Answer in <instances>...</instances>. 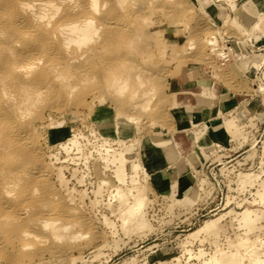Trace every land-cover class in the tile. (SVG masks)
Returning <instances> with one entry per match:
<instances>
[{
	"label": "rangeland",
	"instance_id": "rangeland-1",
	"mask_svg": "<svg viewBox=\"0 0 264 264\" xmlns=\"http://www.w3.org/2000/svg\"><path fill=\"white\" fill-rule=\"evenodd\" d=\"M253 1L138 0L134 9L127 2L122 10L110 4L101 12L121 23L108 20L101 39H113L112 45L74 62L63 72L65 80L33 74L44 90L24 119L28 129L23 137L29 140V155L44 156L48 172L27 180L2 203L31 212L25 218L21 210L11 213L8 226L0 225V264H205L214 256L220 264H249L247 251L264 250V0ZM24 29L22 40L31 43L33 28ZM217 46L233 48L225 65ZM13 54L17 63L5 65ZM23 54L0 52L6 58L0 56L3 81L23 85L22 62L36 61L43 69L57 60L41 50ZM175 79L191 81V89L175 93ZM201 80L226 86L240 103L235 109L223 102L203 109L206 118H220L209 130L216 143L206 153L211 165L191 174L195 188L186 198L160 195L153 180L161 181L172 158L159 149L141 155L142 140L165 130L172 133L175 120L179 128L187 123L199 142L209 126L200 127L184 113L173 118L172 112L184 99H211L198 87ZM36 82L27 84L29 92ZM8 93L19 98L22 92L17 85ZM101 108L111 110L105 112L110 120H131L130 131L118 136L115 130H102L103 124L94 121ZM60 129L65 135L58 134ZM27 159L26 164L31 156ZM240 174L253 176L247 181ZM131 193L146 198L144 227L125 222L124 202H133ZM58 207L66 214H58ZM71 209L77 213L69 214ZM245 217L254 222H243ZM207 223L205 233L193 235ZM66 224L71 228L57 238ZM22 231L33 235L19 242ZM242 243L245 247L237 249Z\"/></svg>",
	"mask_w": 264,
	"mask_h": 264
},
{
	"label": "bare ground",
	"instance_id": "bare-ground-1",
	"mask_svg": "<svg viewBox=\"0 0 264 264\" xmlns=\"http://www.w3.org/2000/svg\"><path fill=\"white\" fill-rule=\"evenodd\" d=\"M127 2H130L129 4L130 7L134 9L138 0H0V52L1 53H11V55H12V52L15 53L16 51L22 54L23 53L24 54H31V53L34 54V52H38L41 50L42 53L52 56L53 60L57 59L53 61V63L46 66L47 68L44 67L43 69L38 68L39 66L36 61L35 62L33 60H32L33 62L19 61L20 63L22 62V64H20L18 68L20 67L23 69L22 71L23 79L20 77L23 80L21 81L23 82V85H21L20 83H16L15 81L13 83H11L12 81L11 82L3 81L0 78V207H1L0 208V218H1L0 225L1 226H8L9 224L8 215H10L11 213H16L17 215L19 214V211L21 210L20 208L18 209L13 206L9 207V205L7 206V204H5V206L3 204L2 206V203L8 197L13 195V192H15V190L20 189L22 184L25 183L27 180L34 181L38 177L41 178L40 175H42L43 173L48 172V170L45 169V167L43 166L44 156L41 153L37 151L38 153L29 155V153L26 151L28 148L27 144L29 140L27 141V139H25L27 136L23 137L24 136L23 134L26 133V132L24 133V131L28 129V126L26 125L27 122H24V119L27 116V114H29L28 111L30 107L34 106L36 103H38L41 100L43 90H44L43 88H40L42 85L39 84L40 82H38V80H35L34 78L35 76L33 78H34V81H37L35 83L37 86L32 88L33 90H30L31 92H29V87L27 84H32L34 82V81H30L31 79H33L32 78L33 74L36 75L37 77L38 76L41 77V75L48 74L52 76L53 80H60V79L65 80V76L63 72L64 71L66 72V70H68L74 62H79L78 60L80 59L84 60V58L97 53V51H99L100 49L107 47L108 44L112 45L114 40L108 39L109 41L106 43L105 41L101 39L102 38L101 32L104 29L105 23L108 20L109 21L113 20L111 23H115L114 20L116 19V17L111 15L109 12H106L105 14H103L101 12L103 10L101 9V7L107 8V6L112 4V5H115V8H120L122 10L124 8V5L127 4ZM249 3H252V2L249 1ZM247 9L249 8L247 7V5H245L243 7V10L246 11ZM112 12L114 11L112 10ZM99 13H101L100 16L96 17L95 14L98 15ZM254 17L255 16H251V18H254ZM116 22H118L117 19H116ZM123 23L125 22L123 21ZM28 25L33 28V31L30 37L33 36L34 39L33 41H31V43H28L25 40L24 42L22 40L25 38V35H26V33H24L23 30H25L24 29L25 26H28ZM205 31L211 32V30L208 27L205 29ZM214 43L215 42H212V41L210 42L211 45H215ZM90 44H92L93 46L89 47ZM56 46L59 49L58 48L56 49ZM13 55H12V58L8 57L7 59L4 58L5 56L4 57H2L1 55L0 56L3 59H6L4 64L8 66V65L17 63L18 58H16L15 54ZM258 66L259 65L256 64V67ZM7 68L5 70H7ZM18 70H15V71H18ZM0 72L4 73V71H0ZM20 78H17V79H20ZM17 85H18L19 91L21 90L22 92L19 98L18 97L16 98L14 96L12 97L8 93L9 89L16 88ZM31 86H35V85H30V87ZM125 88H126V84L120 89H125ZM262 89L263 88L260 87V91H262ZM8 107H10L11 111H13V115L10 114L11 111ZM251 111L254 113L255 112L254 108H252ZM105 112H108L110 114L111 110L107 108H101L99 110V113L94 118V121H97L103 124L102 125L103 127L101 128L102 130L104 131L105 130H115L118 136H123L126 132L130 131L131 120L126 119L127 122H124L122 119H119L116 121L114 119L110 120V118L106 116ZM241 117L239 120H241ZM58 134L65 135V131L63 129H60L58 130ZM69 139L73 141L71 138ZM73 144H76V142L74 141ZM33 146H36V145H33ZM28 156L29 157L31 156V162L26 164L28 161L27 159ZM117 161H118V158L116 162ZM119 161L123 163L121 160ZM252 176H253L252 174H246V175L240 174V177L247 181L251 180ZM120 181L123 183L122 179H120ZM118 193L120 194L121 192L118 190ZM36 194H38V192ZM132 197H133V202L131 203L127 201L124 202L125 203L124 204L125 206L124 214L126 216L125 222L126 223L133 222L139 228L144 227L145 226L144 206L146 203V198L140 193L137 195L133 194ZM260 197L262 198L263 194H260ZM29 201H32V200H29ZM50 206L52 207L51 204ZM34 207L37 208L38 206H34ZM57 209H59V207ZM57 211H59L58 214L60 215L62 214L64 215V213L66 214L65 210L62 207H60V209ZM57 211H55V213H57ZM76 211L75 209H71L70 211H68V213L73 215L74 213H77ZM29 212L31 211H29L27 208H23L20 211V213L24 215V218H25V215L27 216ZM243 222L250 223V222H254V220H252L251 218L245 217L243 219ZM208 223L204 227L200 228L196 233L192 232L194 233L193 235H196V234L199 235V234L205 233L208 228ZM70 228H71L70 224L64 225L62 227L61 233L57 235L56 237L60 238V237L65 236L66 232L69 231ZM21 229L23 228L21 227ZM31 235H33V233H31L30 231H22L21 234L17 237V239L19 242H23L25 239H27ZM28 246L29 245H23V248H27ZM18 247H20V245H18ZM244 247H245V243H242L240 247L237 249L241 250ZM246 255L249 256V258L251 259L249 264H264V250L260 251L257 247H254L250 251H247ZM218 263H219V260L217 256H214L212 257L209 263L206 262L205 264H218Z\"/></svg>",
	"mask_w": 264,
	"mask_h": 264
},
{
	"label": "crops",
	"instance_id": "crops-1",
	"mask_svg": "<svg viewBox=\"0 0 264 264\" xmlns=\"http://www.w3.org/2000/svg\"><path fill=\"white\" fill-rule=\"evenodd\" d=\"M249 1L255 4L253 0ZM262 48H264V43ZM205 82L207 80L199 81L198 87L204 89L206 95L212 100L207 99L203 102L198 97L184 99L185 104L175 107L174 112H172L173 118L184 113L188 120L196 122L200 127L203 124L209 126L210 129H205L199 135V142L196 140L195 135L189 133L190 129L187 123L184 128H179L175 120L172 133L165 130L163 133H156V135L142 140L144 148H140L141 155H150L156 149H159L163 156L172 158L170 162L167 161V165L164 167L165 174L161 181L153 180L152 188L160 195L178 199L186 198L195 188L194 181L190 177L191 174L211 165L206 153L211 149H216V143L212 141L209 130L220 124L218 123L220 118H206L203 109L215 107L220 105L221 102L228 108L235 109L240 103V97L232 93L226 86L219 84L217 88L216 84L209 85ZM190 84L191 81H182L181 79L171 81L173 91L178 94L187 93L191 89ZM211 103H214V105L210 106ZM133 136H135V133H133ZM148 160L146 159L143 162L147 163ZM152 172L157 173L158 171L154 170Z\"/></svg>",
	"mask_w": 264,
	"mask_h": 264
},
{
	"label": "built area",
	"instance_id": "built-area-1",
	"mask_svg": "<svg viewBox=\"0 0 264 264\" xmlns=\"http://www.w3.org/2000/svg\"><path fill=\"white\" fill-rule=\"evenodd\" d=\"M216 51H218V53L221 54L220 59L222 60V64L225 65V63L230 61V57L232 55L233 48L228 47V46H226L225 48H221V47L217 46ZM261 51H264V49H261Z\"/></svg>",
	"mask_w": 264,
	"mask_h": 264
}]
</instances>
